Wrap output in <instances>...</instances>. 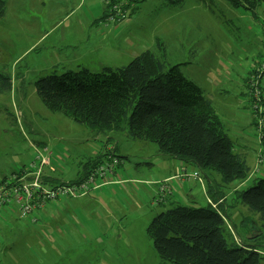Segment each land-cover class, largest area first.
Wrapping results in <instances>:
<instances>
[{"label":"rangeland","instance_id":"1","mask_svg":"<svg viewBox=\"0 0 264 264\" xmlns=\"http://www.w3.org/2000/svg\"><path fill=\"white\" fill-rule=\"evenodd\" d=\"M2 1L6 14L0 18V73L11 77L12 86L0 94V182L43 153L41 174L53 180L43 179L45 187L78 183L90 172L75 180L82 165L102 154L104 162L110 149L120 157L113 155L119 163L116 183H123L92 190L82 199L49 203L35 215L37 222L20 217L12 207L3 208L10 212L0 218V264H171L159 259L146 233L148 225L176 204L207 206L204 178L193 175L195 167L181 170L180 161L159 156L153 143L130 140L126 131L97 134L43 106L35 82L74 69L76 57L94 74L104 70L100 64L126 66L147 50L165 62L166 70L179 65L210 100L232 152L250 168L244 181L222 187L227 196L226 240L241 244L260 235L263 223L235 200L234 191L247 190L264 177L262 5L250 12L226 0H136V11L124 20L98 23L107 7L104 0ZM60 6L71 12L69 20L60 16ZM105 25L117 27V34L93 37L90 43L82 40L76 49L63 40L68 34L73 40L74 30L81 27L87 35ZM86 46L96 51L84 52ZM211 177L213 187L221 189L220 176ZM162 183L167 187L164 195L158 192Z\"/></svg>","mask_w":264,"mask_h":264},{"label":"trees","instance_id":"2","mask_svg":"<svg viewBox=\"0 0 264 264\" xmlns=\"http://www.w3.org/2000/svg\"><path fill=\"white\" fill-rule=\"evenodd\" d=\"M104 1L107 4L104 18L109 21V17L115 16L113 6L124 2ZM182 1L169 0L171 4ZM226 1L250 12L260 5L264 8V0ZM119 9L124 15L122 21L136 11V0H129ZM4 15L5 2L0 0V18ZM34 85L49 112L61 114L97 134L126 131L128 139L153 143L159 156L193 166L198 175H203L208 200L216 207L208 202L203 208L176 204L155 216L147 227V236L162 262L258 264L264 258V251L257 248L264 249V243L254 244L264 241V177L247 190L234 191L235 200L263 223L260 235L247 239L246 243L229 244L225 224L228 215L223 196L218 193L225 194L222 187L244 181L250 168L241 155L232 152V142L210 100L182 73L179 65L166 70L165 62L147 50L126 66L104 68L95 74L85 68L59 75L52 73ZM11 86V77L0 73V94L8 92ZM107 154L114 155V150ZM103 156L82 165L76 180L101 164ZM211 173L220 176L221 189L218 184L213 187Z\"/></svg>","mask_w":264,"mask_h":264},{"label":"built area","instance_id":"3","mask_svg":"<svg viewBox=\"0 0 264 264\" xmlns=\"http://www.w3.org/2000/svg\"><path fill=\"white\" fill-rule=\"evenodd\" d=\"M123 2L113 6L112 10L116 12L114 17H109L110 22H117L123 18L124 15L119 8L129 0H123ZM42 154L36 155L34 162L28 167L22 168L17 174L0 182V210L12 207L17 210L20 217H29L31 221L36 222L35 215L49 203L63 198L79 199L89 194L90 191L101 188L106 184L105 179L119 165V159L117 160L109 154L107 160L93 168L85 180L73 184L67 182L48 186L47 188L45 187L46 183H43L44 177L40 171L45 166L46 160ZM193 175L199 177L197 173H193ZM166 190V184H160L159 194L164 195ZM207 202L212 207L217 205L210 200Z\"/></svg>","mask_w":264,"mask_h":264},{"label":"crops","instance_id":"4","mask_svg":"<svg viewBox=\"0 0 264 264\" xmlns=\"http://www.w3.org/2000/svg\"><path fill=\"white\" fill-rule=\"evenodd\" d=\"M60 4H61V6L63 5V2H60ZM61 6H60V8L58 9L59 10V12H60V16L61 17H63V20H65V19H67V20H69V18H71L70 17V15H71V12L68 10V9H66L65 11H62L61 10ZM89 9H91V8H89ZM105 10L106 9H104V11H103V14H102V16H101V18H100V21L98 22V23H101V21H103V22H105L106 20H105ZM5 14H6V9H5ZM90 14V13H89ZM82 17H80V18H78V19H81ZM92 21V20H91ZM95 21V19L93 20V22ZM60 23V22H59ZM99 26V25H98ZM103 27V26H102ZM105 29H101V28H97V29H93V31H91V30H88V32H87V35H86V30L83 28V27H81L80 28V30H74V33H73V35H72V38H74L73 40H70L69 39V34L67 35V38H68V40H65V39H63L64 41H67L68 42V47H71V48H74V49H76L77 48V45H78V43L80 42V41H82V40H86V42L87 43H90V41H91V39L93 38V37H97V36H101V35H104V36H108L109 34H111L112 32H114V35H116L117 34V32H118V29H117V27H115V29H113V30H111V29H109L108 28V26H106L105 25V27H104ZM71 29V28H70ZM117 29V30H116ZM57 29H55V31H56ZM82 32L84 33V35L86 36V37H84V38H80L81 37V35H82ZM62 35L64 36V33H62ZM42 38V37H41ZM58 40L57 41H59V38H57ZM78 42V43H77ZM90 46H86V48L88 49ZM96 50H94L93 48H90V49H88V50H86V51H84V52H95ZM74 58V57H73ZM71 63H75V68L73 69V68H68L69 70H67V71H77V70H79V69H81L82 67L83 68H85V69H87L88 70V68L86 67V66H84V64H82V62H80V60H79V58L78 57H76L75 58V60L73 61V62H71ZM70 63V64H71ZM59 65H62L63 67H66L65 65H63L62 63H58ZM99 67H105V68H111V67H109V66H102L101 64H100V66ZM88 71H90V70H88ZM108 138H110V136H107V139ZM111 140V139H110ZM114 149V148H113ZM108 151H110V149H108ZM184 164L182 163V165H180V169L181 170H186L187 171V166H183ZM23 168V167H22ZM117 168L118 167H116L113 171H112V173L111 174H109V176L105 179V181L106 182H109V183H106L105 185H103L101 188H99V189H94V191H102V189L104 188V187H106V186H109V185H120V184H122L123 182L121 181V183L120 184H118V183H116V182H118V179L116 178L117 177ZM21 170V169H20ZM194 172V171H193ZM80 175V174H79ZM79 175H76V179L79 177ZM50 176V175H49ZM174 176H170V177H167L166 179L167 180H171L172 178H173ZM4 178H6V177H4ZM3 178V179H4ZM53 178V177H52ZM54 179V178H53ZM75 179V180H76ZM204 181V185H205V180H203ZM69 182H71V181H69ZM128 183V182H127ZM206 187V185L204 186V188ZM173 192L174 191H171V194H170V196H173ZM193 192H191L188 196L189 197H192L191 196V194H192ZM88 196H90V194H87L86 196H83V197H81L80 199H82V198H85V197H88ZM169 195H167L165 198H167ZM218 196H223L221 199L223 200V202H224V204H225V209H226V211H227V206H226V201H227V196H226V194H221V193H218ZM207 199H208V196H207ZM168 200V199H167ZM208 200H206V202H207ZM48 208V205L46 206V207H44L43 209L45 210V209H47ZM43 209H41L37 214H40L42 211H43ZM14 210H16V209H14ZM17 211V210H16ZM7 212H10V210H8V209H3L1 212H0V218L2 217H4L6 214H7ZM38 221V220H37ZM36 221V222H37ZM31 222H33V221H31Z\"/></svg>","mask_w":264,"mask_h":264}]
</instances>
